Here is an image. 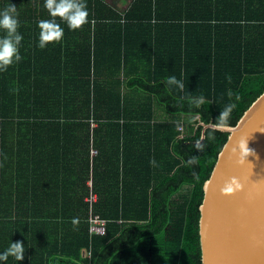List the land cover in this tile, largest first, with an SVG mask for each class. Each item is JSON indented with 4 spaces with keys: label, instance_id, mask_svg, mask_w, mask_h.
<instances>
[{
    "label": "trees",
    "instance_id": "trees-1",
    "mask_svg": "<svg viewBox=\"0 0 264 264\" xmlns=\"http://www.w3.org/2000/svg\"><path fill=\"white\" fill-rule=\"evenodd\" d=\"M9 3L24 40L0 72V252L26 251L4 264H202L204 183L229 136L204 124L234 103L236 125L264 92V0H87L88 23L57 17L43 49L44 0ZM91 171L105 234L89 231Z\"/></svg>",
    "mask_w": 264,
    "mask_h": 264
},
{
    "label": "water",
    "instance_id": "water-1",
    "mask_svg": "<svg viewBox=\"0 0 264 264\" xmlns=\"http://www.w3.org/2000/svg\"><path fill=\"white\" fill-rule=\"evenodd\" d=\"M209 127L229 136L204 183L202 264H264V92L236 125ZM233 178L240 187L227 191Z\"/></svg>",
    "mask_w": 264,
    "mask_h": 264
},
{
    "label": "clouds",
    "instance_id": "clouds-1",
    "mask_svg": "<svg viewBox=\"0 0 264 264\" xmlns=\"http://www.w3.org/2000/svg\"><path fill=\"white\" fill-rule=\"evenodd\" d=\"M44 7L48 10L52 19H42L38 21V27L40 28L38 46L42 49L46 48L49 43H58L63 39L64 28L56 19L57 17L64 20L72 30L79 29L84 24L88 23L89 9L87 0H44ZM20 24L19 12L15 4L9 3L6 7L0 9V29L4 30V35H0V72L8 71L10 66L19 63L23 59L20 49L24 36L18 31ZM163 83L165 86L177 85L181 89L184 87L183 82L178 80L174 75L170 76ZM231 95L232 93L229 92V96ZM206 102V97L203 95L192 97L189 101V103L196 108L202 107ZM234 107V103H229L220 111L214 123L217 128L228 125ZM196 148L203 150V143L198 140L196 142ZM247 149L250 154L252 150L248 145ZM241 151H243V148H241ZM150 163L155 166L157 162L155 158H152ZM188 163L195 164L196 157H190ZM233 184H235L237 188L240 187L239 183L233 178L232 183L228 185L226 190L232 191ZM73 222L75 223V220ZM25 251L26 247L22 241L12 240L10 245L4 251L0 252V264H4V262L8 261L10 256L18 261L24 260Z\"/></svg>",
    "mask_w": 264,
    "mask_h": 264
},
{
    "label": "crops",
    "instance_id": "crops-1",
    "mask_svg": "<svg viewBox=\"0 0 264 264\" xmlns=\"http://www.w3.org/2000/svg\"><path fill=\"white\" fill-rule=\"evenodd\" d=\"M123 1L124 0H108V2L110 4H112L113 6L117 7L120 11H124L125 9L129 8V6L131 5V3L133 2V0H131L129 2V4L127 5V7L124 8L122 6ZM97 125H98V123L96 121H92L91 120V139H92V142H91L90 147H89V149H90V159H91V162H93V158L96 157L99 154V148L97 147V145L95 144V142L93 144V130H94V127L97 126ZM180 127H182V126H180ZM91 165H92V163H91ZM92 180H93V172L91 171L90 177L87 180V183H88V185L90 187V189H89L90 192L86 196V199L88 200V197L90 196V194H95L96 195V200H98V196H97V194L93 190V181ZM82 254L84 256H91V251L83 250Z\"/></svg>",
    "mask_w": 264,
    "mask_h": 264
},
{
    "label": "built area",
    "instance_id": "built-area-1",
    "mask_svg": "<svg viewBox=\"0 0 264 264\" xmlns=\"http://www.w3.org/2000/svg\"><path fill=\"white\" fill-rule=\"evenodd\" d=\"M182 129V127H180ZM96 200L95 194H90L88 197L89 201V231L91 234H105L107 229V221L102 218L98 213L94 212V201Z\"/></svg>",
    "mask_w": 264,
    "mask_h": 264
},
{
    "label": "rangeland",
    "instance_id": "rangeland-1",
    "mask_svg": "<svg viewBox=\"0 0 264 264\" xmlns=\"http://www.w3.org/2000/svg\"><path fill=\"white\" fill-rule=\"evenodd\" d=\"M130 1L131 0H124L122 6L126 8Z\"/></svg>",
    "mask_w": 264,
    "mask_h": 264
}]
</instances>
